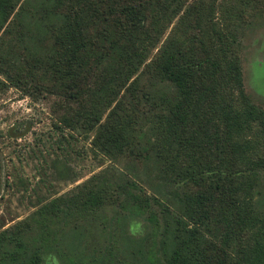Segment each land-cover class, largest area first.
Instances as JSON below:
<instances>
[{"label":"trees","instance_id":"obj_1","mask_svg":"<svg viewBox=\"0 0 264 264\" xmlns=\"http://www.w3.org/2000/svg\"><path fill=\"white\" fill-rule=\"evenodd\" d=\"M254 11L264 0H0V90L50 98L53 126L109 161L0 227V264H86L60 224L106 206L147 223L142 264H264V108L239 61Z\"/></svg>","mask_w":264,"mask_h":264},{"label":"rangeland","instance_id":"obj_2","mask_svg":"<svg viewBox=\"0 0 264 264\" xmlns=\"http://www.w3.org/2000/svg\"><path fill=\"white\" fill-rule=\"evenodd\" d=\"M254 12L245 14L248 23L240 39L239 61L244 91L264 108V11ZM49 102L50 98L27 96L13 86L0 90V227L25 217L40 196L73 192L109 162L92 154L90 136L53 126ZM116 166L123 168V162ZM137 176L145 179L141 169ZM258 204L264 206V197ZM117 212L116 207L106 206L89 220L77 218L75 224L80 225L74 229L73 220L60 224L62 253L86 264L104 258L106 264H142L151 241L146 236L149 227L141 216ZM46 260L60 264L54 252Z\"/></svg>","mask_w":264,"mask_h":264}]
</instances>
